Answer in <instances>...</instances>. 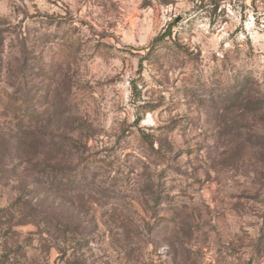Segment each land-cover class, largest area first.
Wrapping results in <instances>:
<instances>
[{"label":"rangeland","instance_id":"rangeland-1","mask_svg":"<svg viewBox=\"0 0 264 264\" xmlns=\"http://www.w3.org/2000/svg\"><path fill=\"white\" fill-rule=\"evenodd\" d=\"M0 264H264V6L0 0Z\"/></svg>","mask_w":264,"mask_h":264},{"label":"trees","instance_id":"trees-1","mask_svg":"<svg viewBox=\"0 0 264 264\" xmlns=\"http://www.w3.org/2000/svg\"><path fill=\"white\" fill-rule=\"evenodd\" d=\"M163 37H166V35ZM160 40H161V38L157 39L155 42H158ZM20 97L21 96L19 94H16L15 96L8 97L7 100L10 101V104H8L7 107L11 110L12 114L15 116V119H17L16 127L19 129V132L20 133H28L32 127H37L38 125H40L42 123V121H41L42 114H39L36 111V109L24 111L23 107H21L20 105L17 106L16 103L13 105L14 102H17V103L22 102V99H20ZM12 101H13V103H12ZM29 116L32 119V122L25 124L24 118H28ZM154 139H155L154 135H144L143 140L149 146L148 147L149 152L155 156L160 157L161 156L160 153L154 147V141H155ZM20 152H22V154L20 153L21 155H25L23 153L24 152L23 149ZM24 161L27 163V160H24Z\"/></svg>","mask_w":264,"mask_h":264},{"label":"built area","instance_id":"built-area-1","mask_svg":"<svg viewBox=\"0 0 264 264\" xmlns=\"http://www.w3.org/2000/svg\"><path fill=\"white\" fill-rule=\"evenodd\" d=\"M221 7L225 8H239L246 11L262 9L264 6V0H218Z\"/></svg>","mask_w":264,"mask_h":264}]
</instances>
